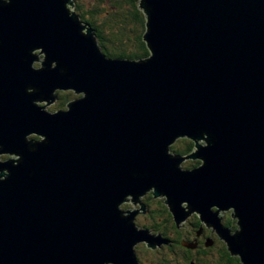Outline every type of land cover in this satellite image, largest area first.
<instances>
[{
	"label": "water",
	"instance_id": "obj_1",
	"mask_svg": "<svg viewBox=\"0 0 264 264\" xmlns=\"http://www.w3.org/2000/svg\"><path fill=\"white\" fill-rule=\"evenodd\" d=\"M66 3L0 0V264H136L138 242H162L135 223L148 190L264 264V0H141L138 60L107 56Z\"/></svg>",
	"mask_w": 264,
	"mask_h": 264
},
{
	"label": "trees",
	"instance_id": "obj_2",
	"mask_svg": "<svg viewBox=\"0 0 264 264\" xmlns=\"http://www.w3.org/2000/svg\"><path fill=\"white\" fill-rule=\"evenodd\" d=\"M140 1L86 0L76 1L75 7L84 23L90 24L95 30L98 45L107 56L138 60L150 56L149 47L144 39L147 30V17L143 9L140 8ZM57 95L59 108L65 107L67 102L76 98L71 91H58ZM193 144L191 139L182 138L177 140L171 150L184 155L191 152ZM199 164L198 161H191L184 167H196ZM156 209L157 214L159 213L163 221H166L167 229L174 231L180 226L175 222L173 214L167 206L159 205ZM196 215L194 223L200 225L202 220L198 213ZM222 221L227 226H231L235 222L230 214L225 215ZM202 225L204 224L202 223ZM162 226H159L160 230L168 232ZM208 238L215 242V244L208 245L210 247L208 264H242L240 258L231 254L227 244L216 233L213 235L211 230H208Z\"/></svg>",
	"mask_w": 264,
	"mask_h": 264
},
{
	"label": "flooded vegetation",
	"instance_id": "obj_3",
	"mask_svg": "<svg viewBox=\"0 0 264 264\" xmlns=\"http://www.w3.org/2000/svg\"><path fill=\"white\" fill-rule=\"evenodd\" d=\"M162 198L164 199H156L149 191L141 199L146 207L143 213L147 223L142 222V224L137 225L140 228L148 229L150 233L161 236L162 242L155 247L148 246L147 242L137 244L135 246L136 264H208V251H210L208 239L215 244L213 239L208 238V230L211 229L208 228L206 223L202 222L204 225L201 222L200 225L194 223L197 215L193 213L183 225H180L174 231H170L166 227V221H163L159 213L157 214L156 207L159 205L167 206L164 201L166 198ZM127 202H130V200L125 201L123 204ZM167 208L169 210L168 206ZM138 211L141 212V210ZM159 226H162L168 232H163ZM157 227L158 230H156ZM211 233L215 235L212 230Z\"/></svg>",
	"mask_w": 264,
	"mask_h": 264
},
{
	"label": "rangeland",
	"instance_id": "obj_4",
	"mask_svg": "<svg viewBox=\"0 0 264 264\" xmlns=\"http://www.w3.org/2000/svg\"><path fill=\"white\" fill-rule=\"evenodd\" d=\"M70 1H74L75 3H77V2H82V1H86V0H70ZM77 1V2H76ZM67 4V6H68V8H69V10L71 11V12H75V13H77V10H76V7L73 5V7H72V5H70V4H68V3H66ZM78 14V13H77ZM35 53H38V52H35ZM35 64H39V66H40V61H35ZM74 96H79V95H74ZM58 101H56V102H54V103H52V104H49V105H47V107H45V109L46 110H48V111H52V112H55V111H57V110H63V109H66L67 107L65 106V107H61V108H59L60 106H59V103H57ZM38 104L39 105H46V102L44 101V102H38ZM28 137L29 138H32V137H35V138H38V139H41L42 137L41 136H38V135H36L35 133H33V134H29L28 135ZM179 139H182V138H178L177 140H179ZM188 139V138H187ZM177 140L175 141V142H173L172 144H170V146L172 147V146H174L175 144H176V142H177ZM192 142L194 143L193 144V147H192V149H191V153H194V151L196 150V141H193L192 140ZM182 155V154H181ZM184 155H188V153H185ZM0 157L2 158V159H12L13 158V155H9V154H0ZM196 162V161H198V162H200V164H202V160L200 159V158H189V159H186V160H183L182 161V165H183V167L186 165V164H189V162ZM149 191H151V192H153V190H148V192ZM146 194L147 193H145V194H143V195H141L140 196V199H142L144 196H146ZM131 198H132V196H130ZM165 197V196H164ZM155 198L156 199H164V198H162V197H156L155 196ZM167 205V204H166ZM187 205V202H183L182 203V206L183 207H185ZM168 206V205H167ZM119 207H120V209H122V210H124V211H127V210H132V209H139L140 208V205H139V203L138 202H136L135 203V205L133 206V204H132V202H127V203H125V204H123V203H121L120 205H119ZM169 207V206H168ZM212 209L213 210H218V207H216V206H213L212 207ZM232 210L233 209H231V210H224V211H220V212H218V217H220V213H223L222 214V216H221V218H223L224 219V216L225 215H227V214H230L231 215V212H232ZM193 213H196V211L195 212H193ZM193 213H190V215H188V217L187 218H189ZM144 213H137L136 214V216H135V223H136V225L137 224H142V222L143 223H147V221L145 220V218H144ZM137 217V218H136ZM187 219H185L180 225H183L184 223H185V221H186ZM233 220L234 221H236L237 219H235V218H233ZM204 223V222H203ZM234 226H236L235 227V230L237 229V227H238V225L236 224V223H233L232 225H231V227L232 228H234ZM211 229V228H210ZM152 235H157V234H154V233H151ZM143 242H145V241H140V242H138L137 244H141V243H143ZM136 244V245H137ZM108 264H113V263H108Z\"/></svg>",
	"mask_w": 264,
	"mask_h": 264
},
{
	"label": "bare ground",
	"instance_id": "obj_5",
	"mask_svg": "<svg viewBox=\"0 0 264 264\" xmlns=\"http://www.w3.org/2000/svg\"><path fill=\"white\" fill-rule=\"evenodd\" d=\"M35 52H38V54L41 52V48H39V49H37ZM37 54V55H38ZM38 57H39V59L38 60H42L43 58H44V53L42 52V53H40L39 55H38ZM67 91H71V92H73L75 95H79V94H77L75 91H73V90H71V89H67ZM156 197H159V195H157ZM160 197H164V196H160ZM127 198H131L129 195H127L126 196V198L125 199H127ZM125 201H123L122 203H124ZM232 208L231 207H229V208H227L226 210H231ZM220 211H224V210H219V212ZM235 222H237V221H235Z\"/></svg>",
	"mask_w": 264,
	"mask_h": 264
}]
</instances>
